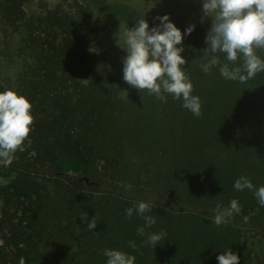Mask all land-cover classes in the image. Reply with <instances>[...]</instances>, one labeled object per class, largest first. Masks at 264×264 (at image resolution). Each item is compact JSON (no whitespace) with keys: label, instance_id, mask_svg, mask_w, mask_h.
<instances>
[{"label":"trees","instance_id":"trees-1","mask_svg":"<svg viewBox=\"0 0 264 264\" xmlns=\"http://www.w3.org/2000/svg\"><path fill=\"white\" fill-rule=\"evenodd\" d=\"M25 1L0 0V19L16 25L25 17ZM73 7L49 10L38 42L49 53H67L85 62L99 20L80 0ZM137 19L132 17L127 28ZM148 23L151 28L159 20ZM206 35L195 26L183 40L209 61L213 54L203 52ZM255 51L264 60V49ZM215 55L219 64L209 73L201 71L192 91L200 98L202 114L195 116L181 99L171 109L176 118L170 125L146 123L139 137L132 133L131 140L141 147L132 164L109 135L80 131L79 108L69 100L23 91L32 104L33 122L28 147L17 149L9 165L13 179L0 187L3 263L20 264L23 258L24 264H107L104 250L113 249L135 256L134 264H218L217 257L231 249L239 264H254L253 248L244 236L251 230L264 236V206L252 190L237 191L234 183L246 176L256 188L264 186V71L246 83L226 80L220 67L227 63L243 70V57L238 54L233 63L224 53ZM78 144L90 156L106 159L98 178L87 165L84 175L62 168L61 156L76 159ZM232 199L242 206L241 213L216 226L217 204L228 207ZM141 201L152 205L145 213L156 220L151 227L135 212ZM129 207L134 212L126 219ZM85 215L87 220L81 218ZM93 216L97 226L89 230ZM140 226H145L144 235L137 233ZM161 231L167 234L161 244L146 242Z\"/></svg>","mask_w":264,"mask_h":264},{"label":"rangeland","instance_id":"rangeland-1","mask_svg":"<svg viewBox=\"0 0 264 264\" xmlns=\"http://www.w3.org/2000/svg\"><path fill=\"white\" fill-rule=\"evenodd\" d=\"M80 1L89 5L99 20L98 31L90 40L91 57L85 62L67 53H49L38 42L47 12L59 5L73 9L76 0H26L25 17L16 25L0 19V91L15 87L18 94L38 91L43 97L48 94L66 98L79 108L80 131L86 136L98 130L103 136L109 135L111 142L125 150L127 163L132 164L138 161L141 151L140 145L131 140L132 133L139 137L149 122L159 128L170 125L173 117L176 118L171 109L182 97L174 99L173 94L164 93V102L147 89L139 90L123 79V58L127 55L124 34L129 20L141 18L145 12L147 21L168 14L180 30L194 25L205 32L212 20L203 17V0H155L153 4L142 0ZM182 43L181 55L186 60L182 70L194 90L201 79V66L208 60L187 41ZM167 110L169 114H163ZM27 147L25 139L18 149ZM77 153L76 159L61 156L60 163L66 172L84 175L87 165L89 171L96 173L95 178L103 174L106 159L98 154L90 156L83 144L77 145ZM13 177L10 167L0 163V187L10 183ZM1 205L0 199V211ZM244 240L253 248L254 264H264V236L259 237L251 230ZM3 252L0 247V264H4Z\"/></svg>","mask_w":264,"mask_h":264},{"label":"clouds","instance_id":"clouds-1","mask_svg":"<svg viewBox=\"0 0 264 264\" xmlns=\"http://www.w3.org/2000/svg\"><path fill=\"white\" fill-rule=\"evenodd\" d=\"M146 13V12H145ZM145 13L137 19L134 27L125 32L127 55L123 58V79L131 86L155 94L157 99L166 102L164 93L173 94L174 99H183V107L195 116L201 113V101L192 95L193 84L185 75L182 66L186 60L181 55L184 51L183 37L191 34L194 25H189L184 33L172 22L168 14L156 17L159 24L149 28ZM204 18L210 17L211 27L206 35L207 48L205 55L212 53L208 63L201 66L202 71L209 73L213 66L219 64L216 53L226 54L227 61L236 62L238 54L243 57L241 67L229 68L226 63L220 67V74L226 80L246 83L258 72L264 71V60L256 53V49H264V0H203ZM179 45V46H178ZM32 104L15 87L0 91V163L7 167L13 162V154L21 146L31 131L33 115ZM234 189L252 190L261 206H264V186L256 188L246 176H241L234 183ZM152 205L141 201L135 205L136 214L140 215L146 227L156 223L151 212ZM126 219H131L134 208L126 210ZM242 206L232 199L230 206L217 204L213 223L220 226L228 222L235 214H240ZM87 220V215L81 217ZM247 222L248 217H243ZM97 226L95 217L87 224L89 230ZM145 226L137 228L139 235L145 234ZM166 232L152 233L147 243L153 247L161 244ZM130 246L135 249L134 241ZM107 264H134L135 256L119 250L105 249ZM239 256L231 249L217 257L218 264H239ZM20 264H24L21 258Z\"/></svg>","mask_w":264,"mask_h":264}]
</instances>
